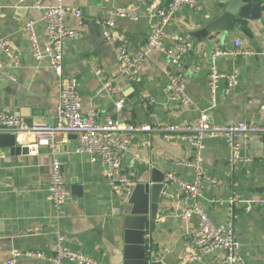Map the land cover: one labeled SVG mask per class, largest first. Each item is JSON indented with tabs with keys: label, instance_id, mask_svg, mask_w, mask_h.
<instances>
[{
	"label": "crops",
	"instance_id": "crops-1",
	"mask_svg": "<svg viewBox=\"0 0 264 264\" xmlns=\"http://www.w3.org/2000/svg\"><path fill=\"white\" fill-rule=\"evenodd\" d=\"M35 1L0 0V33L20 62L15 67L0 50V59L12 78L0 73V112L22 120L33 113L43 116V120L56 119L59 78L48 59L35 60L31 41L24 32V26L35 21L39 44L46 45L42 15L32 8ZM170 1L65 0L68 11L82 13L81 18H67V27L77 36L64 40L63 65L64 75L78 82L84 110L92 106L99 123L111 118L121 125H190L204 113L219 126L262 123L264 8L261 21L244 24L257 39L259 50L244 35L223 32L212 37L211 42L202 41L198 48L192 49L195 41L192 33H198L224 13L220 0H195V6L179 10L163 28L164 48L176 43L186 45L177 66L164 53L154 50L141 63L135 83L121 73L115 49L105 42L100 22L109 11L125 12L136 4L139 18L117 19L113 37L116 48L137 54L160 27L159 19L151 20L146 14L165 9ZM43 3L53 6L56 0ZM237 41L241 43L239 48L235 46ZM234 49L242 53L221 57L216 65L227 76L236 74L237 83L228 89L227 81L221 80L213 104L209 74L214 54ZM97 71H101L102 79ZM173 71L182 74L192 106L183 107L171 99L169 75ZM103 80L113 83L115 94H97ZM120 100L126 107L117 111L116 103ZM18 139L23 146L34 140L30 134H20ZM240 142L241 161L233 168L229 165L226 139L204 142L203 171L213 182L203 183V195L197 204L219 226L228 220L229 200H235V234L241 244L243 263L264 264V137H248ZM78 146L74 135L59 134L54 147L42 146L35 156L7 155L0 159V264H7L15 253L54 256L58 237L64 238L68 250L100 264H123L124 230L120 215L125 208L121 201L124 195L107 183L101 160L92 163L88 154L76 152ZM194 157V148L188 143L169 141L155 134L138 135L132 137L130 148L123 155L122 171L142 183H151L152 170L159 169L166 176L173 174L192 184L196 178L191 165ZM55 161L60 163L69 191L60 207L52 205L48 192ZM166 184L167 193L161 194L155 231L147 234L148 247L154 249L163 264H217L224 253L202 254L194 245L193 232L199 218L184 219L186 205L175 199L176 188ZM15 264L51 263L22 255L15 258Z\"/></svg>",
	"mask_w": 264,
	"mask_h": 264
},
{
	"label": "built area",
	"instance_id": "built-area-1",
	"mask_svg": "<svg viewBox=\"0 0 264 264\" xmlns=\"http://www.w3.org/2000/svg\"><path fill=\"white\" fill-rule=\"evenodd\" d=\"M24 0H21L23 2ZM65 0H56L55 5L47 6L43 0H36L32 8L39 11L42 21L45 23L46 45L41 47L35 32L36 22L31 20L24 26V32L31 41L33 56L36 61L48 59L55 74L59 78L60 96L56 107L55 117L57 126H34L29 128L22 119L6 112H0V134H30L34 140L27 145L28 155H37L42 146L54 147L59 134L76 135L79 141L77 153H86L91 157V162L101 163L106 168V181L112 189L120 191L124 196H130L136 184L142 183L140 179L124 174L122 171L123 155L128 152L133 136L138 135H160L169 141H181L190 144L195 151L192 167L195 170L196 178L192 184L185 182L180 177L168 174L165 181L176 188L175 199L186 205L187 209L184 219L190 220L193 217L199 218V224L193 232V243L202 254H209L215 251H222L224 257L217 264H244L240 255L241 244L235 234L234 202L230 199L229 216L226 223L216 226L208 214L197 204L203 195V183L210 181L203 171L202 151L204 142L207 139L224 138L230 148L229 165L235 167L240 161L241 140L248 137H264V121L255 123H236L233 125H215L211 122L208 113H204L196 123L190 125H135L116 122L111 118L104 122H98V114L94 107L84 110L82 99L78 91V82L73 77L64 75L63 51L64 40L68 37H76L77 33L70 30L67 25V18L74 16L81 18V11L70 12L65 7ZM195 6V0H171L165 9L148 12L149 19H159L160 27L149 37L137 54H131L126 49H118L115 45L113 31L116 28L117 19L137 20L139 18V7L131 4L130 9L125 12L109 11L107 17L100 22L102 35L105 42L115 49L116 59L119 63L121 73L131 83L138 79L141 63L154 51L159 50L171 61L173 66L179 64L181 55L186 51V45L176 43L171 48H164L161 45L164 25L170 22L172 16L184 7ZM236 48L241 46L237 41ZM0 50L15 67L20 62L13 53L7 40L0 33ZM242 51L234 49L231 51H217L214 54L209 74V87L211 90L213 104L218 83L226 80L228 89L233 88L237 83V75H225L219 72L216 61L224 56L241 54ZM7 65L0 59V73L11 78L7 71ZM97 75L102 79L101 71ZM12 79V78H11ZM170 97L183 107L192 106L191 99L186 92L184 78L180 72L173 71L169 75ZM115 94L113 83L103 80L97 94ZM126 107L125 102L120 100L116 103V110L121 111ZM264 110V107H262ZM7 154L0 151V159H5ZM60 163L55 161L52 164L51 182L48 187L49 199L54 207H60L66 201L69 191L62 178ZM213 182V181H210ZM213 203V202H212ZM64 238L58 237L54 256H45L43 253H15L14 258L7 264H15V258L26 256L30 258L43 259L51 264H100L90 257L68 250L64 246ZM150 246V245H149ZM151 253L152 247H148Z\"/></svg>",
	"mask_w": 264,
	"mask_h": 264
},
{
	"label": "water",
	"instance_id": "water-1",
	"mask_svg": "<svg viewBox=\"0 0 264 264\" xmlns=\"http://www.w3.org/2000/svg\"><path fill=\"white\" fill-rule=\"evenodd\" d=\"M220 7L224 10L223 15L205 24L198 33H192L195 38L192 49L198 48L202 41L211 42L212 37L223 32L240 33L259 50L257 39L244 24L262 20L264 0H220ZM39 115L25 116L23 121L29 128L57 126L55 118L43 120L44 117ZM0 150L11 157L28 154L27 146L20 143L18 135L0 134ZM151 176V183L136 184L131 195L121 199L125 207L120 215L124 230L123 264H163L155 251L147 252V234L155 231L161 194L167 193L166 174L153 169Z\"/></svg>",
	"mask_w": 264,
	"mask_h": 264
},
{
	"label": "trees",
	"instance_id": "trees-1",
	"mask_svg": "<svg viewBox=\"0 0 264 264\" xmlns=\"http://www.w3.org/2000/svg\"><path fill=\"white\" fill-rule=\"evenodd\" d=\"M153 249V248H152ZM153 251H154V249H153Z\"/></svg>",
	"mask_w": 264,
	"mask_h": 264
}]
</instances>
